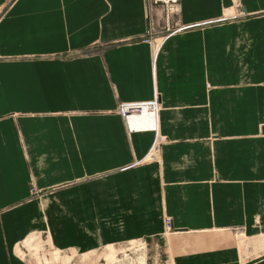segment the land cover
<instances>
[{
	"label": "crops",
	"instance_id": "obj_1",
	"mask_svg": "<svg viewBox=\"0 0 264 264\" xmlns=\"http://www.w3.org/2000/svg\"><path fill=\"white\" fill-rule=\"evenodd\" d=\"M239 1L255 15L168 35L152 54L143 0H0V264H24L14 248L31 231L89 249L160 231L163 213L179 232L264 233V0ZM232 4L180 0V17L217 20ZM152 98L171 141L160 162L133 164L155 133L127 134L115 110ZM31 184L47 194L30 198ZM175 264H264V252L225 244Z\"/></svg>",
	"mask_w": 264,
	"mask_h": 264
},
{
	"label": "rangeland",
	"instance_id": "obj_2",
	"mask_svg": "<svg viewBox=\"0 0 264 264\" xmlns=\"http://www.w3.org/2000/svg\"><path fill=\"white\" fill-rule=\"evenodd\" d=\"M143 1L148 20V29L143 35V39L150 43L152 54L156 52L161 40L168 35L202 29L207 26L230 24L255 15L243 10L239 0H233V4L224 12L225 15L220 19L184 23L180 17V0H177V11L170 16L171 20L177 25L167 31L164 27L165 17L162 13V7L160 5L150 7L148 0ZM158 40L160 41L158 42ZM125 41L123 39L117 43H124ZM108 45L111 44H105V46ZM78 53L82 54L84 52ZM152 100L156 99H150V101ZM139 102L143 101L119 102L115 110L120 116L123 128L127 134L132 131L126 124L127 116L129 113H137L139 111ZM160 107L161 105L158 101V111ZM153 131L155 133V141L151 151L143 159L134 160L133 164L139 165L146 162L161 161V146L171 140L168 136L161 134L159 129ZM68 183L52 186L50 188L51 193L56 188L65 186ZM46 191L38 189L31 184L30 198L39 199L47 194ZM40 205L42 206V204ZM161 223L162 229L160 231L148 232L135 237L117 238L114 241L111 240L106 244H99L89 249H77L72 246L61 247L50 237L48 230H35L29 232L18 241L14 248V253L24 264H175V259L181 252L201 250L225 244H237L241 249L243 259L252 256L257 258L264 252V233L248 234L243 225L215 228L207 231L185 230L179 232L175 230L171 216L166 213H163ZM260 223L258 217L253 219L254 226L258 227ZM180 235L200 236L203 240L202 238L201 241L198 239L196 242H200L196 243L195 239H193L188 245H183V243L181 245L175 244L180 239ZM172 239L174 241L171 243ZM249 248H253L251 253L248 252Z\"/></svg>",
	"mask_w": 264,
	"mask_h": 264
},
{
	"label": "bare ground",
	"instance_id": "obj_3",
	"mask_svg": "<svg viewBox=\"0 0 264 264\" xmlns=\"http://www.w3.org/2000/svg\"><path fill=\"white\" fill-rule=\"evenodd\" d=\"M154 101L155 102L152 103H149V101L140 102L139 111L137 113L128 114L126 124L129 129L135 132L158 129L156 125L158 100L156 99Z\"/></svg>",
	"mask_w": 264,
	"mask_h": 264
},
{
	"label": "built area",
	"instance_id": "obj_4",
	"mask_svg": "<svg viewBox=\"0 0 264 264\" xmlns=\"http://www.w3.org/2000/svg\"><path fill=\"white\" fill-rule=\"evenodd\" d=\"M149 6H158L160 5L162 7V13L164 14L165 20H164V27L168 31L171 27L174 25H177L173 20H171L170 16L172 13L177 11L178 5L177 0H148ZM155 102L154 100L150 101L149 103ZM140 104V102H139ZM139 108V105H138Z\"/></svg>",
	"mask_w": 264,
	"mask_h": 264
}]
</instances>
